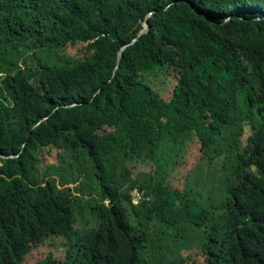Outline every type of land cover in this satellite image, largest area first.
<instances>
[{
	"label": "trees",
	"instance_id": "1",
	"mask_svg": "<svg viewBox=\"0 0 264 264\" xmlns=\"http://www.w3.org/2000/svg\"><path fill=\"white\" fill-rule=\"evenodd\" d=\"M0 155V264L61 239L83 264H264V0H0ZM217 158L209 216L187 180Z\"/></svg>",
	"mask_w": 264,
	"mask_h": 264
},
{
	"label": "rangeland",
	"instance_id": "2",
	"mask_svg": "<svg viewBox=\"0 0 264 264\" xmlns=\"http://www.w3.org/2000/svg\"><path fill=\"white\" fill-rule=\"evenodd\" d=\"M34 49H23L22 52L19 51V59L22 61H26L31 58V55L37 54L39 57H42L45 60H49L50 62H58L61 63V59L65 56L64 52L60 49H50L44 47H33ZM70 55V54H69ZM30 56V57H29ZM33 57V56H32ZM20 63V64H21ZM223 157V156H222ZM221 157V158H222ZM217 158L213 164H208L205 162H201L197 167H195L194 172L188 178V187L191 192L196 194L197 199L199 197L200 204L206 208L209 216H212L221 211V200L223 195L218 190V181L221 179V164L223 159ZM151 178V179H150ZM140 180H144L150 186H153V170H151L148 174L142 175ZM73 187V185L71 186ZM87 218L86 226L83 225V221H79L78 230L82 232L83 229L93 227L94 219L91 215H86ZM180 234V237H185L186 239L189 237H196L202 234V228H195L186 224L181 225L179 229H173L167 234L160 233L158 237L153 235V239L155 240V245H162L166 243L172 242L173 238H177V235ZM192 239V238H190ZM194 240V239H193ZM191 241V240H189ZM70 247V246H69ZM67 242L64 239L49 241L45 246L34 250L32 253L26 255L23 259L19 260L16 264H46L47 260L50 257H55L58 259H64L66 257V253L68 250V257L71 264H83L78 250L79 248L76 246H72L69 248ZM175 251L173 249V245H169L164 252L168 255V257L173 260L182 256L186 258L187 256L184 254V251L180 248L175 253V257H172L169 254V251ZM190 252V250H189ZM44 253V254H43Z\"/></svg>",
	"mask_w": 264,
	"mask_h": 264
},
{
	"label": "water",
	"instance_id": "3",
	"mask_svg": "<svg viewBox=\"0 0 264 264\" xmlns=\"http://www.w3.org/2000/svg\"><path fill=\"white\" fill-rule=\"evenodd\" d=\"M152 15V13L148 14L147 15V18H146V21H145V24H144V29L138 34V36L131 42V43H128L126 45H124L123 47H121L120 51H119V56L117 57V63H116V68L117 66L119 65L120 63V60H121V56H123V53H124V50L126 49V47L130 46V45H133L135 44L138 40H139V37L143 34H146L148 33V31L150 30V26H149V23H148V17H150ZM115 68V69H116ZM0 157L2 158H7V156L5 155H0Z\"/></svg>",
	"mask_w": 264,
	"mask_h": 264
},
{
	"label": "built area",
	"instance_id": "4",
	"mask_svg": "<svg viewBox=\"0 0 264 264\" xmlns=\"http://www.w3.org/2000/svg\"><path fill=\"white\" fill-rule=\"evenodd\" d=\"M130 196H131V202L134 205H136V204H138V203H140V202H142L144 200H146V201L148 200L145 197L144 192L142 190L140 191L137 188H134V189L131 190Z\"/></svg>",
	"mask_w": 264,
	"mask_h": 264
},
{
	"label": "bare ground",
	"instance_id": "5",
	"mask_svg": "<svg viewBox=\"0 0 264 264\" xmlns=\"http://www.w3.org/2000/svg\"><path fill=\"white\" fill-rule=\"evenodd\" d=\"M138 189V188H137ZM44 254V253H43Z\"/></svg>",
	"mask_w": 264,
	"mask_h": 264
}]
</instances>
